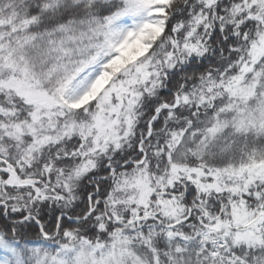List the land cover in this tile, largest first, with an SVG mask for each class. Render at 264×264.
<instances>
[{
    "label": "snow or ice",
    "instance_id": "obj_1",
    "mask_svg": "<svg viewBox=\"0 0 264 264\" xmlns=\"http://www.w3.org/2000/svg\"><path fill=\"white\" fill-rule=\"evenodd\" d=\"M0 264H264V0H0Z\"/></svg>",
    "mask_w": 264,
    "mask_h": 264
}]
</instances>
